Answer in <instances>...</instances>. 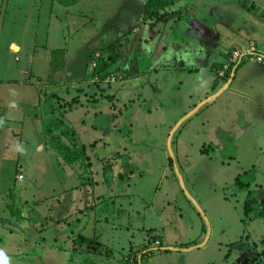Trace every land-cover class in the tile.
<instances>
[{
  "label": "rangeland",
  "instance_id": "obj_1",
  "mask_svg": "<svg viewBox=\"0 0 264 264\" xmlns=\"http://www.w3.org/2000/svg\"><path fill=\"white\" fill-rule=\"evenodd\" d=\"M174 1L151 18L147 0H0V264H88L87 249L107 259L92 218L110 248L133 235L143 263L264 264V67L247 58L192 99L181 93L204 75L192 56L197 70L144 72L127 36L173 11L167 38L206 49L205 0ZM71 138L80 160L68 164L51 143ZM51 206L67 210L62 223L78 226L69 207L87 221L80 244L59 239L37 260L33 241L49 232L33 209Z\"/></svg>",
  "mask_w": 264,
  "mask_h": 264
},
{
  "label": "crops",
  "instance_id": "obj_2",
  "mask_svg": "<svg viewBox=\"0 0 264 264\" xmlns=\"http://www.w3.org/2000/svg\"><path fill=\"white\" fill-rule=\"evenodd\" d=\"M177 1L178 0H175L174 4ZM180 1L186 2L185 0ZM222 3L224 6L221 7ZM204 5L205 17L207 15L204 23H208L207 29L209 32L208 35L205 34L204 36L205 50H202L200 44L191 43L186 46V43L179 44L174 41L172 42L167 38L169 34L166 36V33L176 31L173 28V22L175 23L177 18L176 11L170 13V15L165 17L163 21L155 23L154 26H146L140 30H134L130 36H127V43L136 46L135 55L138 53L137 51H140L141 56L145 57L147 66L145 65L144 72L150 73L153 71V74L157 75L159 72L158 70L167 72H176L180 70L183 72H191L197 70L194 65H190L189 68V64L183 63V59L192 56L194 64L199 65L198 68H203L204 75L201 76L200 79L198 75H194L192 78V85L187 90V93H181L182 95L189 97V99L194 98V93L199 92L202 89V93L205 94L213 91L214 89H212V87L215 85H213V83H215L216 80L220 82L227 79L223 78L221 80L217 75L220 64L224 62L227 53L231 49L248 50L249 48H253L257 52H264V0H226L225 3L222 0H205ZM226 9L230 11L233 9V15L228 18L224 16V11ZM190 10L193 12V9ZM195 16V14H191L193 24L200 21L199 19H195ZM235 17H237L239 21H237ZM240 18L242 22L240 21ZM208 19L210 21H208ZM145 22L149 23L148 20H145ZM141 30L143 32L139 34ZM209 34H213V37L209 36ZM164 35L166 38L163 39ZM136 39H138V42ZM204 51L206 53H204ZM164 56H168L169 64L161 63V60L164 62ZM203 82H206L205 87ZM178 91L179 89L176 90V92ZM79 186L80 183L79 185L74 186V188H78ZM69 194L70 193L68 192L65 196ZM76 210L80 212V209ZM48 211V213H44L40 211L38 207H35L32 213L35 218L32 217L33 219L31 220V223L34 225L39 224L40 226L37 228L36 232L39 235L44 234L46 231V234L49 232L47 237L40 235L39 239L35 238L33 241L35 246H39L38 252L37 250H34L33 252L36 253L37 260L39 255H44V253L50 254L52 249L56 247L54 244L55 241H58L59 239H62V241L70 239L75 246L80 244V229L84 227V223L87 221L85 216L83 217L84 220L80 221V217L73 214L74 210L70 207L66 215H64V219L69 222V218L73 219L75 217L73 220H75L78 226H71L70 224L62 223V218H59V215L67 210L65 211L62 208L55 210L54 207L51 206ZM43 214H46L44 218ZM92 219L94 224L90 227V230H92L96 237L93 244L95 247H102L104 250L108 251L109 257L107 259L102 258L100 253L98 254L94 249H90V251L87 249L89 254L81 251V254L87 255L86 258L88 259V264H123V255L132 249L135 250L139 247L138 245L140 243L134 241V236L131 235L130 239L122 238L123 240H121L117 237L115 245L110 248L109 242L106 241V231H103V229L95 223L97 222L96 218ZM65 224L69 225L71 228L67 229ZM62 225H64L65 228H62ZM115 233H117L116 230ZM63 235L68 236L64 239L60 238L63 237ZM22 236H24L22 237V240L25 243L29 239L27 238L28 235L22 234ZM86 241L85 238V242ZM42 246H47L48 250L43 251ZM78 248L80 249V245ZM70 250L71 255L79 253L77 248L71 247ZM119 252H121L120 257H122V259L117 262L114 260L115 256L113 253L118 254ZM22 256L23 255H21V257ZM110 261L112 262L109 263Z\"/></svg>",
  "mask_w": 264,
  "mask_h": 264
},
{
  "label": "trees",
  "instance_id": "obj_3",
  "mask_svg": "<svg viewBox=\"0 0 264 264\" xmlns=\"http://www.w3.org/2000/svg\"><path fill=\"white\" fill-rule=\"evenodd\" d=\"M171 0H147L146 4H145V12L147 13V15L151 18H156L157 16L156 13H158L160 10L164 9L165 6H168V4H170ZM111 48V47H110ZM106 50H109L108 48H106ZM227 57H225V62L220 64V68L218 70V74L219 71L223 70V65L227 62ZM111 59H113L111 57ZM245 59H247L246 56H243V58L240 61H237L236 63L232 64L230 67H228V69H226L224 72H226L224 75L229 74L230 77L232 75V73H235L237 71V69L241 66V64L245 61ZM97 69H96V73L99 72V74L101 72H105L107 71V68L109 67V63L106 60L101 59L100 63L97 65ZM222 75V76H223ZM53 143H51V145L53 146L52 148H54L56 150V152L62 157L63 161L68 163V164H72L77 162L78 160H80V153L78 151V149H76V147L74 145H76L75 141L71 139H67V142L62 141L60 139H53L52 140ZM12 210V212H10L13 216H15L17 218L18 214H19V210L12 208V206H10V208ZM248 208H245V211ZM250 209H248L249 211ZM248 211H246V214H248ZM262 214V213H261ZM156 238H158L157 236L153 235L152 239L155 240ZM80 239V238H79ZM160 248V247H158ZM133 253V252H130ZM127 253V254H130ZM143 252L141 253V255H139V258L142 260L143 258ZM125 257V256H124ZM124 257H123V263H124Z\"/></svg>",
  "mask_w": 264,
  "mask_h": 264
},
{
  "label": "built area",
  "instance_id": "obj_4",
  "mask_svg": "<svg viewBox=\"0 0 264 264\" xmlns=\"http://www.w3.org/2000/svg\"><path fill=\"white\" fill-rule=\"evenodd\" d=\"M227 56H228L227 62L223 65V70L219 71V75L221 76L224 74V71L228 69V67H230L232 64L236 63L237 61H240L243 58V56L250 58L251 62L264 67V52L255 53L250 50L242 51L236 49L230 51ZM153 244L155 245V247L160 246V242L158 239H155L153 241ZM123 264H149V263H143L138 255L130 253L125 255Z\"/></svg>",
  "mask_w": 264,
  "mask_h": 264
}]
</instances>
